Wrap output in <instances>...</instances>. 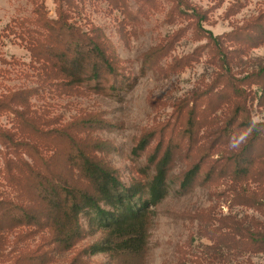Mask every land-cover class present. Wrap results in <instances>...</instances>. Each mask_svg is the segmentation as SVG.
I'll return each instance as SVG.
<instances>
[{
  "label": "trees",
  "instance_id": "obj_1",
  "mask_svg": "<svg viewBox=\"0 0 264 264\" xmlns=\"http://www.w3.org/2000/svg\"><path fill=\"white\" fill-rule=\"evenodd\" d=\"M53 1L55 18L49 16L45 1L37 0L33 17L10 28L42 72L40 88L9 90L0 97V115L14 114L16 122L13 128L0 126V145L7 148L0 151L4 163L0 178L11 188L10 193L0 194V250L14 243L13 264H48L50 251L56 247L59 252L71 251L88 236H98L85 249L88 254H106L112 264H144L155 218L152 209L170 195L175 184L189 193L197 184L229 180L232 202L264 216V120L253 121L248 108L252 92L246 90L256 86L261 95L258 101L264 104V67L244 78L232 68L249 49L264 43V12L247 25L214 36L203 28L204 18L193 8L195 32L208 40L211 59L220 72L205 91L182 101L172 120L143 130L132 150L134 157L145 158L142 178L126 184L101 156L112 144L85 139L81 132L110 123L86 115L61 124L32 109L31 98L56 83L111 94L124 81L120 60L104 30L94 24L86 29L75 20L85 10V0ZM106 1L117 8L121 0ZM171 1L176 9L189 7L186 1ZM225 39L236 45L235 50L224 46ZM171 48L161 43L145 52L143 71L157 66ZM220 110L225 117L218 116ZM179 159L185 168L174 176ZM245 183L256 184V189L246 188ZM83 219H87L86 227ZM43 229L49 232L44 242L52 241L55 248L41 252L38 246L35 250L20 247ZM203 229L214 259L223 256L224 249L264 253L260 220L246 223L229 216L219 220L218 226L210 223Z\"/></svg>",
  "mask_w": 264,
  "mask_h": 264
},
{
  "label": "rangeland",
  "instance_id": "obj_2",
  "mask_svg": "<svg viewBox=\"0 0 264 264\" xmlns=\"http://www.w3.org/2000/svg\"><path fill=\"white\" fill-rule=\"evenodd\" d=\"M36 1L0 0V97L9 90L40 88L42 78L39 75L42 72L39 73V63L32 58L26 45L10 32L15 22L33 17ZM44 1L49 16L55 18L54 1ZM183 1L189 7L176 9L171 0H144L142 3L140 0H121L116 8L108 5L106 0H85V10L75 20L86 29L94 24L104 30L123 68L121 88L107 94L93 87L70 89L56 83L50 85V89H41L30 100L33 110L50 120H59L61 124L86 115L110 123L111 127H88L81 132L85 139L105 140L112 144L115 149L112 147L101 156L119 171L126 184L142 178L145 158L134 157L132 150L143 130L172 120L181 102L205 91L220 72L211 59L208 40L195 32L197 21L192 19L193 8L201 12L203 28L214 36H224L247 25L264 12V0ZM140 7L143 8L141 12ZM161 43L172 46L168 56L153 69L143 71V54ZM224 43L227 49L235 50V44L227 39ZM247 52L231 65L234 74L240 78L264 67V43ZM246 90L252 92L248 103L252 119L261 122L264 120V104L258 101L260 92L256 86ZM217 114L225 117L222 110ZM15 123L14 114L0 115V126L13 128ZM0 151L6 152L7 148L0 145ZM3 167L0 153V170ZM184 168V162L177 160L174 176ZM231 184L229 180L197 184L189 193L181 192L175 184L170 195L152 209L155 218L144 264H264V253L240 254L224 249L223 256L214 259L211 255L212 243L203 229L206 225L218 226L219 220L229 216L246 223L252 219L264 222V216L254 208L232 202V195L227 192ZM247 185L244 184L248 189H256V184ZM10 191L11 188L0 178V194ZM82 223L86 227L87 219ZM43 230L32 240L22 241L20 247L35 250L38 246L41 252L55 248L52 241L49 244L44 242L49 232ZM97 237L88 236L71 251L59 252L56 247L55 251H50L52 257L48 264H112L106 254L95 252L91 255L85 251ZM14 241L11 235L10 242ZM13 252L14 243L0 250V264H13ZM76 257L78 261H74Z\"/></svg>",
  "mask_w": 264,
  "mask_h": 264
}]
</instances>
